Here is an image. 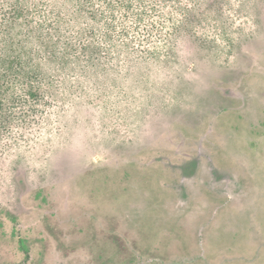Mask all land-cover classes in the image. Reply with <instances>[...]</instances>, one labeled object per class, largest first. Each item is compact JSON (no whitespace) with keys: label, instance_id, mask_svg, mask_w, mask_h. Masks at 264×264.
I'll list each match as a JSON object with an SVG mask.
<instances>
[{"label":"rangeland","instance_id":"rangeland-1","mask_svg":"<svg viewBox=\"0 0 264 264\" xmlns=\"http://www.w3.org/2000/svg\"><path fill=\"white\" fill-rule=\"evenodd\" d=\"M37 1L0 0V264H264V0H50L66 59Z\"/></svg>","mask_w":264,"mask_h":264},{"label":"trees","instance_id":"trees-1","mask_svg":"<svg viewBox=\"0 0 264 264\" xmlns=\"http://www.w3.org/2000/svg\"><path fill=\"white\" fill-rule=\"evenodd\" d=\"M102 0H96V2H101ZM108 5L113 4L112 0H105V2H108ZM23 2V1H22ZM47 4L49 2H51L50 0H46ZM82 1L77 0L76 4H75V8H82L81 5ZM92 6H96L97 3H94V1L92 0ZM43 4V8H44V13H41V4L40 1H37L35 3V5L33 6V8L38 12L37 17H36V21H34L33 19L29 20V24L31 26V29L33 30V33L31 36L32 39H35L36 41H45L48 42L54 46H56V52L58 54H62V57L64 59H66V51L64 49V47L68 44V39H67V35L65 34V32L63 31L64 27H61L59 24H61V21L63 20V16L62 15H55L56 13L53 12V8L54 5L51 2V11L48 8L47 10H45V6H47L46 3H42ZM50 15H52V17H50ZM144 16H149L148 13L145 12ZM4 33H8L7 35H3L0 34V39L3 37V41L6 42V40L8 38H11L12 33L10 30L5 31ZM30 38V37H29ZM32 42V40L30 39L28 42L22 40V45L20 47V50H25L27 49L26 44ZM26 43V44H25ZM25 44V45H24ZM24 45V46H23ZM12 49L9 50V55L7 51H0V68L2 65V63H4V66L6 63H10V67L11 65H14L15 63L17 64H22L23 63V55H16L17 54V47L16 45L11 46ZM16 51V52H15ZM100 53V51H99ZM29 55V54H28ZM96 54H94L95 56ZM12 69V68H11ZM7 76L6 73H3V78H5ZM34 96V94L31 95V97Z\"/></svg>","mask_w":264,"mask_h":264}]
</instances>
